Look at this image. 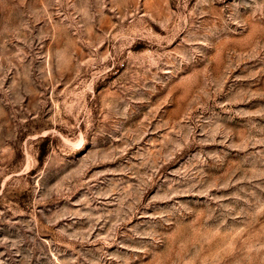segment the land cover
Returning a JSON list of instances; mask_svg holds the SVG:
<instances>
[{
	"label": "rangeland",
	"instance_id": "obj_1",
	"mask_svg": "<svg viewBox=\"0 0 264 264\" xmlns=\"http://www.w3.org/2000/svg\"><path fill=\"white\" fill-rule=\"evenodd\" d=\"M0 264H264V0H0Z\"/></svg>",
	"mask_w": 264,
	"mask_h": 264
}]
</instances>
